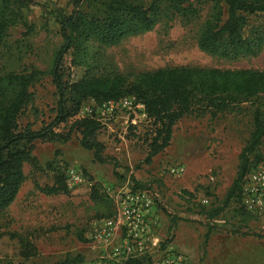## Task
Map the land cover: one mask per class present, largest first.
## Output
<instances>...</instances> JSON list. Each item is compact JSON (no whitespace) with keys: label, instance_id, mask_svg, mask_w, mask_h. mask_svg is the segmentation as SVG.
<instances>
[{"label":"rangeland","instance_id":"374dc122","mask_svg":"<svg viewBox=\"0 0 264 264\" xmlns=\"http://www.w3.org/2000/svg\"><path fill=\"white\" fill-rule=\"evenodd\" d=\"M32 1L34 5L23 10L24 22L10 27L0 43V79L9 73H46L29 89L32 100L18 119L20 129L39 131L56 116L59 97L48 72L62 44L58 13L70 14L74 0ZM194 6L195 19L163 21L115 47L87 43L84 64L71 69V78L77 80L86 70L95 76L118 74L129 81L172 68L264 71V46L256 55L233 60L200 51L197 39L212 3L204 0ZM221 7L225 19L226 9ZM120 100L112 110L92 100L81 107L84 118L92 111L101 126L96 138L103 145V163L80 146L75 132L65 143H33L34 162L24 165V182L14 202L0 213V263L55 264L79 256L80 264H86L96 255L88 241L91 223L113 213L116 194L141 188L154 194L160 226L157 248L140 264H159L165 251L183 255L186 264H264V211L248 216L234 203L210 222L201 215L225 200L252 130L256 104L247 102L216 114L195 109L173 127L169 147L146 164L150 124L138 109L120 108ZM80 113L77 117L83 118ZM69 124L55 132L67 133ZM260 150L264 154V143ZM177 166L184 168L183 174L172 175L170 169ZM69 170L83 181L70 183ZM57 174L66 175L68 193L42 192L55 183ZM204 199L208 204H202ZM248 232L261 237L245 236ZM25 242L34 248L27 259L20 255Z\"/></svg>","mask_w":264,"mask_h":264},{"label":"trees","instance_id":"16d2710c","mask_svg":"<svg viewBox=\"0 0 264 264\" xmlns=\"http://www.w3.org/2000/svg\"><path fill=\"white\" fill-rule=\"evenodd\" d=\"M203 1L74 0V10L70 14L58 13L62 44L48 74L59 99L51 124L39 131L18 126L19 117L32 100L29 89L45 72L9 73L0 79V213L14 202L24 182V165L34 162L31 153L35 141L65 143L75 132L80 136V146L92 152L95 161L103 163V145L96 138L101 129L99 122L93 117L77 116L87 100L100 105L132 97L143 105L151 127L146 164L169 147L173 127L195 109L216 114L247 102L256 104L252 112V130L239 154L236 177L222 206L201 212L210 222L235 203L240 206L239 211L252 216L241 206V186L247 173L264 162L260 150L264 143V71L172 68L140 74L129 81L118 74L95 76L86 70L77 80L71 78V69L84 64L87 43L115 47L129 37L152 31L163 21L193 20L198 13L194 3L200 5ZM209 1L211 14L198 36L199 50L231 60L258 54L264 46V0ZM221 4L226 9L225 19ZM32 5V0H0V43L10 27L24 22L23 10ZM249 18L263 21L251 23ZM67 123H70L67 133L55 132ZM55 178V183L42 192L47 195L68 193L66 175L57 174ZM112 215L111 212L105 218ZM251 234L261 237L251 232L244 235ZM170 241L168 238L165 243ZM33 251L29 242L21 244L20 255L24 259ZM142 259L145 257L125 264H140ZM80 263L82 258L77 256L55 264Z\"/></svg>","mask_w":264,"mask_h":264},{"label":"built area","instance_id":"2783aa9c","mask_svg":"<svg viewBox=\"0 0 264 264\" xmlns=\"http://www.w3.org/2000/svg\"><path fill=\"white\" fill-rule=\"evenodd\" d=\"M114 104L110 101L103 106L112 110ZM119 106L122 109H138L146 119L143 105L132 97L121 99ZM92 114L93 112L89 111L85 116L92 117ZM183 172L182 166L170 169V173L175 176ZM67 177L73 185L83 181L74 170H69ZM113 202V215L95 220L90 225L88 241L95 249L96 255L86 264H125L152 254L158 246L156 232L160 224L154 211L155 198L152 192L146 189L121 191L113 198ZM202 204H208V200H202ZM241 206L251 215L264 211V162L259 163L244 177ZM186 261L179 253L165 251L159 259V264H186Z\"/></svg>","mask_w":264,"mask_h":264}]
</instances>
